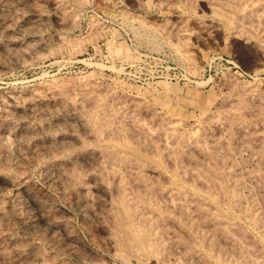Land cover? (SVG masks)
<instances>
[{"label":"rangeland","instance_id":"374dc122","mask_svg":"<svg viewBox=\"0 0 264 264\" xmlns=\"http://www.w3.org/2000/svg\"><path fill=\"white\" fill-rule=\"evenodd\" d=\"M59 1L61 2L59 3ZM185 1L187 3H185ZM0 2H2L0 3V18H1L0 19V27H1L0 28V95H1L0 100H3L6 104L9 103L10 105L11 102H8V101L9 100L13 101L14 94H17L18 96L19 95L22 96L24 91L27 93H30L31 87H32V91H34L33 90L34 87L37 90H40L43 88L41 92L43 91V93L48 94L49 91L53 89L51 88V86L54 85L53 83L57 81L60 83V81H62L61 87H63L65 91L67 89L68 91L67 93L71 94L72 96L74 95V97L76 98L78 97L77 95H80V94L90 95V94H98L100 92L106 93L108 97H111V96L113 97V94L123 95L128 103L133 98H136V99L138 98L139 100H141L140 101L141 104L142 102H144L145 104L143 103V105L145 106L149 105L147 107H149L151 110L153 109L152 114L149 113L150 115H152L153 118L150 117L152 120L148 118V116H146V114L148 115V112L145 110H139V112H142V111H145V112H142L141 114L138 112L140 114V115L138 114V116H142L143 114L142 117L144 118V116H146L147 118V119L144 118L143 121L147 123L148 125L154 124L153 126L156 128H158V125H156L155 123H159L162 121L164 125L166 124V130H169L170 129L169 127H173V126L174 127L177 126L178 128H180V130L179 129L177 130L183 133L189 132V131L194 132L193 130H195V132H199L201 130V132L204 131L206 133L209 139L211 135L210 134L211 130H212V133L216 131L215 136L219 140L217 143H215L214 149H216L215 153L218 155V157H220L219 159H221V163L222 164L224 163L223 164L224 166L221 165L222 168H220L219 166L216 168V170L219 169V172H220V174L217 173L219 175L218 178L219 177L223 178V179L219 178V182L221 181L219 184L221 185L220 188L223 189V190L221 189L222 190L221 193L224 194V198H226V200L224 198L223 199L221 198L222 200L216 199L214 201V205L218 203L216 204V206L218 209H220L219 210L220 213L224 212L223 214H221L223 218L228 219L229 221H232V223L234 222V224L236 223L235 225L240 224V226L238 227H241L242 229L245 228V230L243 229L245 231V234L247 235L249 233L247 237L252 239V242H254V245L257 248L258 252L259 253L264 252V250H262L264 249V247H261V246H264V229H262L264 228V217H262L264 216L262 215L264 213L260 214V216L262 217V219H260L261 226L254 225L251 220V216L254 212V207H256L258 204H264L261 202V200H259V197L257 195L258 191L256 190L258 189L257 186L259 185V183L258 182L256 183V179L254 178L256 176H253L255 171H251V170L253 168H254L253 170H256L257 168L256 171H259V170L264 171V164H261L260 161L255 160L256 158L254 156H251L252 153L242 142L244 141V138L241 135L243 134L242 133V130L244 128L243 124L247 122V120L252 121V119H254L253 117H254L255 109L258 108L257 105L259 104V107H260L262 105L261 102H264V98H262V96H264V56H262L264 55L262 54V51H264V42H262L264 41L262 40L264 38L262 37H264V35H262V33L264 32H262L261 28L260 29L257 28L258 30H261V31H258L257 29L255 31V34L258 35V40H259L258 42H260L258 45H256L260 48V49L258 48L259 49L258 50L257 47L255 49V44L253 43L254 38L253 39L251 38L253 37L252 33L250 34L246 33L248 37L247 38L245 36V32L238 30L234 26L232 27L230 25H227L226 21L224 20L225 18L223 17V15L213 14V12L211 11V8L208 7L205 0H165V1L164 0H58V3L60 4V6L58 4H57L58 6L55 5L51 0H0ZM15 2H17V5ZM5 12L8 14H6ZM196 21L198 22L196 23ZM34 22H36L38 26L36 24L33 25ZM213 24H215L214 26H217V27H214ZM209 26H212V27L209 28ZM9 30L11 31V33ZM240 32H243V33H240ZM256 32H259V33L257 34ZM36 38H39V39L37 40ZM249 38H251L252 40ZM30 39L33 41V43L32 41H30ZM187 41L188 43H186ZM177 43L178 44L182 43V44L181 45L179 44L178 46H176ZM252 43L254 44V46ZM250 44H252L253 48L251 47ZM181 46L183 47L181 48ZM25 50H27L28 52ZM4 55H6V57ZM230 80L231 82H229ZM48 83H50L51 85L50 84L48 85ZM63 83L66 85L65 87ZM231 83L232 84L234 83L236 87L238 86V84L241 83L239 85L240 87L238 86L237 88V90L238 89L240 90L237 91L236 87L234 86L235 87L234 88ZM45 84H46V87H45ZM83 85H85L86 87L85 86L83 87ZM24 88L26 89L23 90ZM230 88H231V91H230ZM250 88L254 89V93L252 91L253 89L251 90ZM74 89L75 90L77 89L78 91L77 90L75 91ZM225 89L227 92L225 91ZM246 89H247V92H246ZM3 92H6V93H3ZM74 92L78 94L75 95ZM27 93H24V95ZM250 93L254 95H251ZM225 94L227 96H225ZM243 94L245 96H243ZM231 95L234 96L236 100L237 99L239 100V98L241 100L244 97H248L251 101L248 98H246L244 103L242 102V104H244L245 106L246 104H248L247 106L248 109L252 108L251 106H255V105H252V102H254L253 104H256L257 107H253L255 109L253 108L250 109L252 110L251 112L253 114L250 111H248V109L243 105V107H245V109L247 110H244L243 107H242L243 109L241 108V110H243V115L245 116V117L243 116L244 118L242 120L239 119L236 121V119H233L235 122L233 120L231 121L232 116L230 113H228V117L230 118L229 120L226 118V114H223L225 115L224 116L225 118H224L223 115H221L223 113L222 111L227 110V108H229L230 110L231 109L230 107L234 104L233 102H228V101L235 100ZM257 95H259L258 97L261 96L262 101H260L261 100L260 98H257ZM3 96L6 97L7 100H5L6 98H4ZM8 96H10V98ZM117 96H115V98ZM247 99L250 102L246 101ZM222 100L224 102L226 100L227 101L223 103ZM236 100H235V103H236ZM51 101L54 103H52ZM51 101H49L51 103H48L46 109H44L43 111L49 108L48 111L54 110L53 113L58 112L57 111L58 107H60L58 104V101L57 103H55L54 100H51ZM226 103L228 106L227 108L224 106L226 105ZM25 104H27L26 101L25 103L24 102L21 103L20 107L22 108V110H19L17 112L10 111L9 113H7L8 115H6L8 116L7 120L9 119L8 121L10 123L12 122L11 124L14 123V127L17 126L16 129L19 128V125L21 124V122H24L27 119L25 122L29 123L30 119H32L31 114L30 112H28L29 110L26 109L27 107ZM235 105L236 104H234L233 106ZM220 107L223 109L224 108L226 109L223 110ZM0 109H2L1 104H0ZM260 109L264 111V106L260 107ZM43 111L37 110L36 113H38L37 115L39 114L41 115ZM246 111L248 112L247 114H246ZM153 112H154V115H153ZM217 112L218 113L221 112L219 113V115L220 117L224 118V119L221 118L224 121L220 119L219 121L221 122L218 124L220 128L218 127V129H215L216 127L215 125L214 129H212L213 127L211 126L214 125V121L215 120L217 121V119H219V115L217 114ZM210 115L212 119L210 118ZM247 115H251V117ZM155 116H157V118L160 119L159 122H156L157 118ZM159 116H162V118L163 117L164 118L167 117V118L162 119ZM249 117L250 119L251 118L252 119L249 120ZM154 118L156 119L155 122H154ZM207 119H209V121ZM146 120H149V121L146 122ZM31 121L34 123V120H31ZM211 121L213 125L209 123ZM207 122L209 123V125ZM224 122L225 123L230 122L228 123V125L226 124L227 127H229L228 128L229 130L225 126ZM229 124H231L232 126L234 125L233 128L235 129L238 128V129L234 130L232 126ZM193 126L195 128H193L192 130ZM200 126L202 127L201 129H200ZM203 126H205L206 128H204ZM224 126L226 127L228 131L232 132V137L230 134L231 132L224 130L225 129ZM42 129L38 130V135L40 134L41 137L43 136V134L46 133V129L45 128H42ZM181 129L182 130L185 129V131H182ZM213 130L215 131L213 132ZM218 130L219 131L221 130V131L219 132ZM260 131L264 132V128H262ZM0 132H1L0 134L2 135V136L0 135V142H1L0 149H3L2 147L5 146L4 149L0 151L1 152L0 153V168L4 166L5 162H10V163H12L13 161L17 162L18 159L20 158V154L25 153V155H28V156L29 154H31L28 151V149L21 146L24 143V141L26 142V140H28L29 138L26 134H23L24 136L21 135L22 137L18 138L8 132H2V131ZM218 132L222 136L218 137L219 136ZM235 135H236V139H234ZM239 138L242 140H240ZM222 139L223 140L226 139L225 142H227L228 140L227 144H229V148L230 149L232 148L231 150H234V151L229 152L230 149L228 148V145L224 146L225 143L221 142ZM238 141H241L242 143ZM218 143H220V146L221 145L223 146V147L219 146L220 150L217 149L219 145ZM6 145L8 146V148ZM234 146H235V149H233ZM5 150L9 157L6 155ZM217 150H219V152H217ZM222 152L224 156H222L221 154ZM230 153L232 154V160L231 159H230L231 161L228 160L230 157H228L227 160L224 159L226 158V155H229ZM221 156L224 157L223 160ZM1 158L3 159L1 160ZM4 158H6L7 160L5 159L4 161ZM33 166H31V169L28 168V173L26 170L25 171L26 174L22 173L20 177H17L18 173H16V171L13 170V172L11 173V177L13 178V180L16 179L17 177L16 181H18V183L15 180L12 181L13 183L11 181L10 182L6 181L4 180L5 177H3L5 175H2L3 173L0 174V176L4 178V179L2 178L0 179L1 180L0 181V200L4 203V204L0 203V205L8 206V204L10 205L14 203L13 201L19 202L20 200V202L23 204H20V203L18 204L21 206H24V207L19 206L20 208H22L20 210L21 212L25 211V213L23 212L22 214L26 218H30V219L32 218L35 221V219H37L36 217H37L38 211L35 208V206L32 204V202L22 192L23 188L30 187L31 190L35 189L34 190L35 192L32 190L34 195L36 196L43 195L42 197L44 201L45 200L49 201V202L46 201V204H48L50 208L54 207L52 209H55V210L58 209L57 210L59 213L58 216L61 218V220L63 219L62 221H65L66 225L68 226L70 230L69 231L70 234L73 235L72 237L74 238L72 239V241H70L62 233H59L58 231L55 232V236L54 234H52L53 236L50 235L51 232H49L47 226L45 224H42V222L39 220L36 221L34 225L35 226L34 229L25 228V227H22L21 225L18 226L16 220H14L15 218L8 214L9 216L7 215L6 219H4L3 222L2 221L0 222V227L3 228V229L0 228V231H1L0 234L2 233L0 235V240H3L4 237L6 239L11 234V236L9 237L10 242L16 244V241H17L18 242L17 244H20V245L23 243L22 246L24 247V249H27L24 251V253L27 256H29L30 259L34 260V261L30 260L23 253L24 259L26 256V259L23 260V262L24 261L26 262V263L24 262L25 264H28L27 263L28 260H29V264H32V263L33 264H39V263L40 264H45V263L46 264L48 263L49 264H55V263L56 264H64V263L65 264L67 263L68 264L69 263L70 264H98V263L99 264H115V263L116 264H184L181 262L177 263V262L171 261V259L163 260V258L161 259L157 257L156 255L152 254L151 252H149L148 250H144V249H141L139 254L133 253L127 247L115 244L118 250H122L123 253L128 254L125 256L126 257L125 260H124L125 257L122 258L119 254L117 256L114 251L115 247H113L111 243H108L109 241L106 240V236L104 232L102 231V229L99 226H97L96 223H94L96 221L94 219L93 220L91 219L94 224L90 225L91 223H89V221L87 222V219H84L85 218L84 216H86V214L89 213L87 210H85L86 208L81 206L77 202H74V200L70 199V197L67 199L68 196L64 195V193L60 190L61 188L58 184L56 186V183L51 184L50 181L47 182L48 178L45 177L44 163L41 162V164L38 163L37 165L35 164V167ZM227 166H230V167H228L229 170L227 169L226 171L224 167H227ZM162 169L164 171L163 173L169 174V175L171 173L170 176L174 177V174L168 165H165ZM221 169L222 170L225 169L224 173ZM38 172L40 173L41 176L39 175ZM41 173H43L44 175ZM233 173H235L237 176H235V174ZM229 177L234 179L233 182H231V183H234L233 187L235 185L236 177H237V180L238 178L240 179V182L239 180L237 181L239 184H237L238 186L236 185V187L237 188L241 187L240 190L242 191L243 194L241 196V192H239L240 191L239 190L238 192H239L240 197H243V195H246L244 196L245 199L241 198L242 201L241 200L239 201L240 202L239 204L240 206L238 205L239 207L237 205L234 206L235 199L234 197L232 198L233 188L228 187L230 183L229 181H232L230 180L231 178ZM224 179L226 181H224ZM241 179H243V182H241L242 181ZM183 184L187 190L189 189L188 191L190 192L200 193V194L202 193L201 195L205 194V191L203 189L201 190V188L203 187L201 185L199 186V183H195L194 185V184H188V183L183 182ZM14 185L16 188L14 187ZM35 187H38V188L40 187V189L35 188ZM16 190L18 192H22V195H20L21 193L20 194L18 193L17 195ZM253 191L255 193H253ZM37 192L38 193L40 192L39 193L40 195L37 194ZM44 192L46 195L43 194ZM96 196L93 195L91 197L90 208L95 209V211L96 210L100 211L102 208V202L100 203L99 201H101L102 198H100V196L99 197L97 196V199H96ZM249 196L250 197L252 196V197L250 198ZM17 197L19 198V200ZM45 197H48L50 200L48 198L45 199ZM3 198L5 200H3ZM99 198L101 200H99ZM253 198H256V199H253ZM21 199H26V200H21ZM231 200L233 201L231 202ZM245 200L247 201L250 200V201L245 203ZM251 200H254V201L251 202ZM255 200H258L257 205H256ZM5 201H7V203H5ZM219 201L220 202L222 201L220 205H219ZM98 204H101V205H98ZM241 204H244V206L246 205L244 211H246L247 213L242 212L243 211L242 208H244V206H241ZM251 204L254 207H252ZM223 205H226V206H223ZM231 207H234V209L232 208L233 211ZM235 207L236 208L238 207L237 208L238 213ZM252 208H253V211H252ZM85 212L87 213L84 214ZM80 214H82V216ZM7 221L8 223L10 221H11L10 223H13V222L15 223L8 224ZM6 224L8 226L12 225L11 227L10 226L9 227L13 229L8 230L9 227L8 226L6 227ZM88 225H90L91 227H89ZM87 228L89 229V231ZM23 230L25 233H23ZM34 231L35 232L38 231V232L34 233ZM4 232L6 235L4 234ZM13 235H14V238L12 237ZM250 235L251 236L253 235V237L251 238ZM52 238H56L59 241V243L55 244L54 241H52L54 240ZM73 242L75 244H73ZM195 242H193V247H192L194 250V253H193L194 257H189L188 262L186 263L195 264L193 263L196 261L195 256H203L205 259H207L206 261L209 262L210 264L212 263L220 264L217 262L215 255H213L214 253L211 251L209 252V250L201 243L199 239L196 243ZM34 245H37L36 247L40 246L39 249L41 248L46 249L45 251L44 250L42 251L41 249V252L43 253V258H42L43 260L40 259L39 261L38 259L39 257H36L32 253L33 252L32 250L35 247ZM194 245H198V246H194ZM29 248L32 249L31 253H28V251L30 250ZM178 249L179 248H176L174 252H176ZM198 250L199 252L200 251L201 252L199 253ZM46 252L49 254V256L47 255ZM86 254H87V257H86ZM262 255H264V253L260 254L261 261L264 262V260H262L264 256ZM76 256H79V257H76ZM81 257L82 259H80ZM192 258L194 259V261ZM160 259H161V262L159 261ZM23 262L21 264H23ZM204 263L205 262L201 264H204ZM196 264H200V263L196 262Z\"/></svg>","mask_w":264,"mask_h":264},{"label":"bare ground","instance_id":"6f19581e","mask_svg":"<svg viewBox=\"0 0 264 264\" xmlns=\"http://www.w3.org/2000/svg\"><path fill=\"white\" fill-rule=\"evenodd\" d=\"M51 1L55 5L58 4L60 6L59 3L61 1H59V3H58V0H51ZM205 1H206V4L208 5V7L211 8V11L213 12V14L223 15V17L225 18L224 20L226 21L227 25H230L232 27L234 26L238 30L245 32L246 37H247L246 33H249V34L252 33L253 37H251V36L250 37L252 39L254 38L253 39L254 42L253 41L252 42L255 44V49H256V47H257V49L259 48L258 46H256L260 42H258L259 41L258 35L255 34V31L257 28H259V29L261 28L262 32H264V0H205ZM0 3H2V2H0ZM15 3L17 5V2H15ZM185 3H187V2L185 1ZM52 8H54V7H52ZM191 8H192V6H191ZM188 10H189V8H188ZM1 11H3V10H1ZM15 11H16V9H15ZM37 12H39V11H37ZM6 14H8V13H6ZM14 16H16V15H14ZM26 16H27V14H26ZM35 17H37V16H35ZM66 21H68V20H66ZM197 22L198 21H196V23ZM6 23H8V22H6ZM34 24H36L38 26V24L36 22H34L33 25ZM184 24H185V22H184ZM214 25L215 24H213V26ZM210 27H212V26H209V28ZM214 27H217V26H214ZM261 30H258V31H261ZM28 32H26V33H28ZM243 32H240V33H243ZM10 33H11V31H10ZM30 33H32V32H30ZM256 33L258 34L259 32H256ZM261 33H260V35H261ZM262 35H264V33H262ZM147 36H148V34H147ZM212 36H213V34H212ZM259 37H261V36H259ZM251 38H249V39H251ZM262 38H264V37H262ZM27 39H28V37H27ZM36 39L38 40L39 38H36ZM262 40H264V39H262ZM30 41H32V40L30 39ZM182 41H183V39H182ZM262 42H264V41H262ZM32 43H33V41H32ZM186 43H188V41ZM179 44L177 43L176 46H178ZM252 44H250V45L253 48L254 44H253V46H252ZM182 47L183 46H181V48ZM31 50H33V49H31ZM261 50H262V48H261ZM20 51H21V49H20ZM25 51H27V50H25ZM262 54H264V51H262ZM4 56L6 57V55H4ZM262 56H264V55H262ZM79 79H81V78H79ZM255 81H256V79H255ZM61 82L62 81H60V83H59L57 81V82L53 83L54 85L51 86V88H53V89L51 91H49L48 94L43 93V91L41 92V90H43V88L42 89L39 88L40 90H37L34 87V89H33L34 91H32V87H31V89H30L31 92L27 93L24 91V93H27V94L24 95V93H23L22 96H20V95L18 96L17 94L13 95V93H12L13 101L12 100L8 101V102L12 103V104L10 103V105H9V103L6 104L3 100H0L1 101L0 104L2 107V109H0L1 110L0 111V131L8 132V133H10V134H12L18 138L22 137L21 135L26 134L29 138H28V140H26V142L24 141V143L21 146L28 149V151L31 153V154H29V156L25 155V153L20 154V158L18 159L17 162L16 161L15 162L13 161L14 163L13 162L12 163L5 162L4 166L3 167L1 166L2 168H0V174L3 173L2 175H5V176H3V177H5V179L1 176H0V179L2 178L8 182H10V181L12 182L14 180L16 181L17 177H20V175L22 173H25L26 170L28 173V168L31 169V166L34 165L33 167H35V164L36 165L38 163L41 164V162L44 163L45 177L48 178L47 182L50 181L51 184L56 183V186L58 184L61 188L60 190L64 193V195L68 196L67 199L70 197V199L74 200V202H77L78 204H80L81 206L86 208L85 210H87L89 213L88 214H86L87 212L84 213V214H86V216H84L85 217L84 219H87V222L89 221V223H91L90 225H93L94 223H96L97 226H99L102 229V231L104 232V234L106 236V240L109 241L108 243H111L113 245V247H115L114 248L115 254L117 256L119 254L122 258L128 254L123 253L122 250H118L116 248L115 244L120 245V246H125L133 253L139 254L141 249H144V250H148L149 252H151L152 254L156 255L157 257H159L161 259L163 258V260L164 259L165 260L171 259V261H174L177 263L181 262L184 264H188V263H186V262H188V258L194 257L193 256L194 250L192 248L193 242H195L196 240L198 241V239H199L201 241V243L209 250V252L211 251L214 253L213 255H215L217 262L220 264H248V262H249V264H262V263H264L261 261V256H260V254H262L264 252H262V251H261L262 253L258 252L257 248L254 245V242H252V239L247 237L249 233L247 232L248 234L247 235L245 234V231H244L245 228H243L244 229L243 230L241 227H238V226H240V224L235 225L236 223L234 224V222L232 223V221H229L228 219L223 218V216L221 214H223L224 212L223 213L219 212L220 209H218L216 206V204H218V203H216L214 205V201L216 199L219 200L221 198L222 199L224 198V194L221 193L223 189L220 188L221 185L219 184L221 182V181L219 182V178H222V177L218 178L219 175L217 173L220 174V172H219V169L216 170V168L219 166H220V168H222L221 165H223L224 163L223 164L221 163V159H219L220 157H218V155L215 153L216 149H214V147H215L214 145L219 140L215 136V132H216L215 130H213V132L215 131L214 133H212L211 129H210L211 132L208 131L211 134L210 139L207 137V135L203 131V129H202L203 132H201V130H200L202 128L201 126L199 129L200 131L197 130L200 133L195 132V130H193V128H195L194 126L192 127V130L194 132H192V131L185 132V133L180 132L179 131L180 128H178L177 126L169 127L170 129L166 130V124L164 125V123L162 121L159 122L160 119L157 118V116H155L157 118V120L154 118V122H155V120H156V122H159V123H155L156 125H158V128L154 127L153 126L154 124H151L154 128H156V129H154L151 125H148L147 123H145L143 121L144 118H146V116H148V118H150V117L153 118L152 115H150V114H152L153 109L151 110L149 107H147L149 105H147V106L143 105L144 102H142V104H141L140 103L141 100H139L138 98L137 99L133 98L128 103L123 95L117 94L118 92L116 94L119 97L117 95L113 94L114 98L110 94L109 95L111 97H108V95L104 92H100L98 94H90V95H88V94L87 95H84V94L81 95L80 94V95H77L78 97L76 98V97H74V95L72 96L71 94H68L67 93L68 91L66 88H65L66 89V91H65L64 88L61 87V85H62ZM229 82H231V80ZM50 83H51V81H50ZM50 83H48V85ZM221 83H223V82H221ZM46 84H45V87H46ZM240 84H238V86ZM65 86L66 85L64 84V87ZM84 86L85 85H83V87ZM232 86L236 87V85H234V83L232 84ZM238 86L236 87V90H237ZM248 86H249V84H248ZM80 87H78V88H80ZM115 88H113V89H115ZM25 89L26 88H24L23 90H25ZM105 89H107V88H105ZM23 90H21V91H23ZM44 90H45V88H44ZM238 90H240V89H238ZM241 90H242V88H241ZM225 91H226V89H225ZM230 91H231V88H230ZM252 91L254 93V89ZM246 92H247V89H246ZM3 93H6V92H3ZM74 93H72V94H74ZM259 93H261V92H259ZM76 94H78V93H75V95ZM114 95L117 97L115 98ZM251 95H254V94H251ZM129 96H128V98H129ZM225 96H227V95L225 94ZM243 96H245V95L243 94ZM258 96L259 95H257V98L261 99V96L260 97H258ZM8 97L10 98V96H8ZM232 97L234 98V96H232ZM4 98H6V97H4ZM246 98H248V97H244L241 100H240V98H239V100L238 99L236 100V98H234L236 100V103H235V100L228 101V102H233L236 105L233 106L234 105L233 104L231 106V104H230L231 109L229 110V108H227L228 106L226 103V105H224V106L227 108V110L222 111L221 109H223V108H221V107H220L221 109L219 108L223 112L221 115L226 114V118L229 120L230 118L228 117V113H230L232 116V117L230 116L231 121L233 119H236V121L239 119L242 120L245 117L243 115V110H241V108L244 105V104H242V102L244 103ZM262 98H264V96H262ZM248 99L246 101L250 100V99L249 100ZM252 99H253V97H252ZM260 99H258V100H260ZM5 100H7V98ZM51 100H54V101L56 100L55 103H57V101H58V104L60 106V107L57 106L58 110L55 108L58 111V112L55 111L56 113H53L54 110L53 111L49 110L50 111L49 112L48 111L49 108H47V110L43 111L44 109H46L47 104L52 102ZM25 101L27 103V104H25L27 107L26 109L29 110L28 112H30L32 119H30L29 123L25 122L27 119L24 122H21V124L19 125V128L16 129L17 126L14 127V123L11 124L12 122L10 123L8 121L9 119L7 120L8 116H6V115H8L7 113H9L10 111L17 112L19 110H22L20 105L22 102L25 103ZM49 101H51V102H49ZM260 101H262V99ZM260 101H259V103H260ZM225 102L223 101V103H225ZM52 103H54V102H52ZM253 103L254 102H252V105H255V106H251V107L253 108V107L258 106V108L257 109L253 108V109H255L254 117H253L254 119L251 118L252 121L247 120V122H245L243 124V126H244V128L242 130L243 134H241V135L243 136L244 141H242V142L249 149V151L252 153V155H251V153H250V155L254 156L256 158L255 160L260 161L261 164H264V132L260 131L262 128H264V111L261 110L262 108L260 109V107L264 106V102H261L262 105L260 107H259V104L256 106V104H253ZM250 105H249V107H250ZM247 106H248V104H246L245 107L247 108ZM245 107H243L244 110H247L248 108L245 109ZM226 108H224V109H226ZM252 108H250V109H252ZM250 109H248V111L251 112L252 110H250ZM37 110H42L43 111L42 114L37 115L38 114V113H36ZM139 110L147 111L148 115L146 114V116H144V118L142 117L143 114H142V116H138L139 113L141 114L142 112H145V111L139 112ZM216 111H218V110H216ZM219 113H221V112H219ZM219 113L217 112L218 115H219ZM247 113L248 112L246 111V114ZM158 114H159V112H158ZM214 114H216V113H214ZM153 115H154V112H153ZM251 115H247V116L251 117ZM224 116L225 115H223V117ZM159 117L162 118V116H159ZM250 117H249V120H251ZM166 118H164V119H166ZM210 118L212 119L211 115H210ZM221 118L222 117H220V115H219V119H217V121H219ZM224 118H222V119H224ZM31 120H34V123ZM207 120L209 121V119H207ZM241 120H240V122H241ZM148 121L149 120H146V122H148ZM217 121L216 120L214 121V125L212 124V121L209 122L213 125V126H211V127H213L212 129H214L215 125H216L215 129H218V127H219L218 124L221 121H219V122H217ZM222 121H224V120H222ZM226 122H227V120H226ZM230 122H228V123H230ZM31 123H33V124H31ZM209 123H208V125H209ZM228 123H225L226 127H227ZM229 125H231V124H229ZM235 125H236V123H235ZM240 126H242V125H240ZM203 127L206 128L205 126H203ZM226 127L224 130L228 131L229 127H227L228 130L226 129ZM233 127H234V125L232 126V128ZM42 128L46 129V133L43 134V136L41 137L40 134H39L40 136L38 135V130L42 129ZM177 129H179V130H177ZM233 129L237 130L238 128L237 129L233 128ZM240 129H242V128H240ZM187 130H189V129H187ZM182 131H185V129ZM219 132H218V134H219ZM228 132H231V131H228ZM240 132H241V130H240ZM212 134H214V135H212ZM230 134L232 137V132ZM220 136H222V135L219 134L218 137H220ZM227 137H229V136H227ZM18 138H16V139H18ZM224 138H225V136H224ZM234 139H236V135H235ZM228 140H227V142H228ZM240 140H242V139H240ZM225 141H226V139L221 140V142L225 143L224 146L228 145V148H229V144H227V142H225ZM19 142H20V140H19ZM238 142H241V141H238ZM220 143H218L219 145L217 148L219 150H220V148H219ZM4 147L5 146H3L2 148L4 149ZM220 147H223V146L221 145ZM231 147H232V145H231ZM7 148H8V146H7ZM237 148H238V146H237ZM3 149H0V151ZM231 149L229 150V152L234 151ZM233 149H235V146ZM219 150H217V152H219ZM5 153L7 155L6 150H5ZM221 154H222V156H224L223 152ZM230 154L226 155V158L221 156L222 160H223V158L227 160L228 157H230L228 160H230V159L232 160V154H231V156H230ZM219 155H220V153H219ZM3 157H5V156H3ZM2 159L3 158H1V160ZM5 159L6 158H4V161H5ZM11 161H12V159H11ZM251 163H252V161H251ZM165 165H168L170 167L171 171L174 174V177L170 176L171 175L170 172H169L170 175L163 173L164 171L162 168ZM228 167H230V166L224 167L226 169V171H227ZM253 169L251 171H255V172H254V174L253 173L252 174H253V176H256V177H254L256 179V183L257 182L259 183V185L257 184L258 189L256 188L257 190L256 189L255 190L258 191L257 195L259 197V200H261V202L264 203V171H262V170L256 171L257 168H256V170H253ZM13 170L16 171V173H18L16 179H14V180L11 177V173L13 172ZM224 170H222L223 173H224ZM41 174H43V173H41ZM227 174H225V175H227ZM233 174H235V173H233ZM39 175H40V173H39ZM235 176H237V175L235 174ZM229 178H231V177H229ZM257 178L259 179V181ZM28 179H30V178H28ZM230 180H232V181H229L230 182L229 185L230 184H232V185H230V186L228 185V187L233 188L232 189L233 190L232 198L234 197V199H235V201H234L235 205L234 204L233 205L238 206L240 204L239 201L241 200V198L245 199L244 196H246V195H243L244 198L240 197V195H239V192H241V196L243 194L242 191L240 190L241 187L240 188L236 187V185L239 184L237 181L239 180V182H240L239 178L237 180V177H236L234 187H233L234 183H231V182H233L234 179L231 178ZM241 180H242L241 182H243V179H241ZM182 181L185 183L194 184V185H195V183H199V186L201 185L203 187V188H201V190L203 189L205 191V194L201 195L202 193L200 194V193H194V192L188 191L189 189L187 190L185 188ZM224 181H226V180L224 179ZM16 182L18 183V181H16ZM16 182H15V184H16ZM14 187H15V185H14ZM222 187H223V185H222ZM21 188H23V187H21ZM32 188H34V187H32ZM35 188H38V187H35ZM38 189H40V187ZM32 190L34 191L35 189H32ZM32 190L30 189V187L29 188H23L22 192L32 202V204L37 209V211H38V214L36 217L37 219H35V221H34L32 218L31 219L26 218L22 214L23 212L25 213V211L21 212L20 209H22V208H20V207H24V206H21L18 204V203H20V204H23V203H21L19 198L17 197L19 202L13 201L14 203H12L10 205L8 204V206H1L0 205V222L1 221L3 222V220L6 219L7 215L9 214L15 218L14 220H16L18 226L21 225L22 227H25V228H33L34 229V227H35L34 225H35L36 221L39 220L42 222V224H45L47 226L49 232H51L50 235L54 234V236H55V232L58 231L59 233H62L68 240L72 241V239L74 237H72L73 235L70 234V232H69L70 230H69L68 226L66 225L65 221H62L63 219L61 220V218L58 216V214H59L57 211L58 209H56V210L52 209L54 207L50 208V206L48 204H46V201H48V200L44 201V199L42 197L43 195L41 196L39 194L40 192L39 193L37 192V194H39L40 196L34 195ZM55 190H56V188H55ZM16 192H17V195H18V193L19 194L21 193L20 195H22V192H18L17 190H16ZM253 193H255V192L253 191ZM43 194H45V192ZM93 195L94 196L97 195L98 197L100 196V198H102V200L99 198V200H101L99 202L100 203L102 202V208L100 211H98V210L95 211V209L90 208V202H91L90 200H91V197ZM250 195H252V194H250ZM97 196H96V199H97ZM227 196H228V194H227ZM10 198H12V197H10ZM46 198H48V197H45V199ZM256 198H253V199H256ZM224 199L226 200V198H224ZM3 200H5V199L3 198ZM21 200H26V199H21ZM232 201L233 200H231V202ZM248 201H250V200H248ZM248 201L245 200V203H247ZM252 201H254V200H251V202ZM255 201H256V205H257L258 200H255ZM221 202L219 201V205ZM0 203L2 204L3 202L1 201ZM5 203H7V201H5ZM222 204H221V206H222ZM224 204H226V203H224ZM98 205H101V204H98ZM253 205H254V203H253ZM253 205H252V207H254ZM223 206H226V205H223ZM230 206H231V204H230ZM241 206H244V204H241ZM245 206H244V208H242V207H240V208L243 209L242 212L247 213L246 211H244ZM257 206L254 207V212L251 216V220H252V223L254 225L259 226L260 221H261L260 219H262V217H264V216H262V217L260 216V214L264 213V204H258ZM232 208L234 209V207H231V209ZM233 209H232V211H233ZM61 210H63V209H61ZM239 210H241V209H239ZM224 211H225V209H224ZM236 211L238 213V209ZM252 211H253V208H252ZM31 214H33V213H31ZM29 215H30V213H29ZM80 215L82 216V214H80ZM262 215H264V214H262ZM226 217H228V216H226ZM91 219L92 220L94 219L96 222L93 223ZM7 220H8V218H7ZM4 223H5V221H4ZM4 223H3V225H4ZM7 223H8V221H7ZM13 223H15V222H13ZM13 223H10V224H13ZM38 224H40V223H38ZM67 224H69V223H67ZM90 225H88V226L91 227ZM7 226L8 225L6 224V227ZM10 227L8 228V230L13 229ZM4 228H5V226H4ZM1 229H3V228H1ZM35 229H37V228H35ZM262 229H264V228H262ZM262 229H260V230H262ZM28 231H27V233H28ZM35 231H34V233L38 232V231L37 232H35ZM88 231H89V229H88ZM23 233H25L24 230H23ZM4 234H5V232H4ZM91 234H92V232H91ZM100 234H101V232H100ZM29 235H30V233H29ZM10 236H11V234H10ZM9 237H7L6 239L4 237L3 240H0V264H21L23 262V260L26 259L27 255L24 253V251L27 249H24V247L22 246L23 243L20 245V244H17L18 243L17 241H16V244L10 242ZM12 237L14 238V235ZM252 237H253V235L251 236V238ZM52 239H54V240H52ZM52 239H50V240L54 241L55 244L59 243V241L56 238H52ZM20 241H22V240H20ZM103 241H105V240H103ZM23 242H24V240H23ZM75 242H77V241H75ZM73 244H75V243L73 242ZM34 246L35 247L33 250L29 248L30 250L28 251V253H31V250H32L33 251L32 253L36 257H39L38 259L40 261V259L43 258V253L41 252L42 248L39 249L40 246L39 247H36L37 245H34ZM52 246H54V245H52ZM62 246H63V244H62ZM66 246H68V245H66ZM194 246H198V245H194ZM28 247H29V245H28ZM70 247H71V245H70ZM73 247H75V246H73ZM261 247H264V246H261ZM56 248H57V246H56ZM66 248H68V247H66ZM176 248H179L177 250L178 253H177V251L174 252V250H176ZM43 250L45 251L46 249H42V251ZM110 250H111V248H110ZM262 250H264V249H262ZM198 252H199V250H198ZM23 253H24V255H26L25 259H24ZM201 254H203V253H201ZM34 255H32V256H34ZM47 255L49 256L48 253H47ZM262 256H264V255H262ZM27 257L30 259L29 256H27ZM76 257H79V256H76ZM86 257H87V254H86ZM195 257H196V259H195L196 261L193 262L195 264H196V262H198L200 264L203 262H205V263L207 262L206 261L207 259H205L203 256H195ZM46 259H45V261H46ZM80 259H82V257ZM125 259H126V257L124 258V260ZM161 259L159 260L160 262H161ZM30 260H32V259H30ZM262 260H264V258H262ZM32 261H34V260H32ZM84 261H86V260H84ZM84 261H82V262H84ZM193 261H194V259H193ZM24 262H23V264L26 263V262L25 263ZM86 262H88V261H86ZM27 263L29 264V260ZM189 263H190V261H189ZM207 263L210 264L209 262H207Z\"/></svg>","mask_w":264,"mask_h":264}]
</instances>
